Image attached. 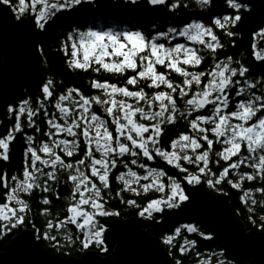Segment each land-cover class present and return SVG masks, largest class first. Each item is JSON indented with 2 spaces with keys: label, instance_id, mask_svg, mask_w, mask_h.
<instances>
[{
  "label": "snow or ice",
  "instance_id": "6c2138e0",
  "mask_svg": "<svg viewBox=\"0 0 264 264\" xmlns=\"http://www.w3.org/2000/svg\"><path fill=\"white\" fill-rule=\"evenodd\" d=\"M82 2L17 0L12 4L11 0H0L3 5H10L18 17L30 13V19L40 29L63 10L75 12ZM147 2L166 4L170 11L182 4V0ZM222 2L226 8L211 15L210 23L192 18L177 26L169 25L166 30L152 25L151 32L135 26L113 31L81 24L64 35L60 50L70 70L91 69L94 73H117L126 78L121 83L93 78L90 87L99 92L92 95L74 86L57 93L55 82L49 79L41 85L42 95L36 97L35 108L28 99L6 106L12 122L0 133V160L10 159L11 145L20 134L24 149L20 170L11 174L6 168L0 171V235L26 222L30 207L26 199L40 193L41 201L49 204L47 193L54 186L57 198L59 186H70L67 214L55 225L50 221L46 227L59 231L71 225L82 236L84 248L100 244L104 228L98 217L116 214L105 207L113 175L122 182L124 190L132 193L140 189L144 192L168 189L166 197L147 201L140 209L141 215L151 216L164 205L172 207L187 199L174 176L168 177L166 185L161 179L166 175L163 169L146 163L157 157L187 173L183 179L189 184L201 182L202 175L209 174L211 178L205 182L213 187L222 180L239 188V182L245 179H264V114L258 115L264 113V74L249 78L250 69L242 59L215 58L224 45L214 28L232 37L235 34L229 25L235 26L241 18L240 10L248 9L249 5L242 0ZM194 3L199 10L210 11L214 0H194ZM258 36L264 39V27L252 33L251 44L253 59L264 62V55L258 54ZM206 58L210 59V70H195ZM173 74L179 79H173ZM96 106L100 111L95 110ZM37 117L42 118L43 128L38 127ZM181 121L185 127L177 128ZM174 128L176 134L164 142V135ZM216 144L221 147L214 152L215 163L226 162L218 168V174L210 169ZM81 151L79 159H73ZM181 161L196 165L195 171L189 173ZM242 166L251 171H241ZM118 168L122 170L117 172ZM230 170H235L237 180L229 178ZM141 180L145 182L140 183ZM254 191L264 197V187ZM116 194L120 195V191ZM240 199L256 203L253 189H245ZM135 203L133 199L127 200L129 205ZM186 229L189 233L197 231L192 224L186 225ZM180 231L177 228L174 234L163 236L162 242L172 244L174 235ZM43 235L45 239H55L47 231ZM65 236L71 239L66 231ZM184 243L190 250L196 245L195 240ZM179 251H185L183 244ZM196 264L208 262L198 260ZM216 264L221 262L217 260Z\"/></svg>",
  "mask_w": 264,
  "mask_h": 264
},
{
  "label": "trees",
  "instance_id": "16d2710c",
  "mask_svg": "<svg viewBox=\"0 0 264 264\" xmlns=\"http://www.w3.org/2000/svg\"><path fill=\"white\" fill-rule=\"evenodd\" d=\"M12 4H16L17 0H11ZM172 2V0H168ZM243 3L249 5L247 11L240 10V19L235 24V26L229 25V30L235 35L228 37L220 29H215L216 33L220 37L223 47L219 48L215 54V58H221L226 56H232L234 60L242 59V62L250 69L248 76L249 78L257 77L264 74V62H257L252 57V33L260 27H264V0H242ZM118 2L104 1V4L100 7H92L90 4L83 2L77 7V10L73 12L72 10H63L54 19L46 24L43 29L36 26L34 21L30 19V13L26 12L21 16H17L13 12L14 24L19 27L21 22L29 20L30 26L36 37L35 50L37 53V62L39 66L40 83L37 87L38 97L42 95L41 85L47 80L51 79L55 82L54 88L57 93L64 91L69 86H74L75 88L81 89L84 94L92 95L94 93L98 94L99 90H93L90 87V80L93 78L104 80L107 79L110 82L121 83L126 77H121L117 73H105L103 71L99 73H94L89 70H76L69 69L65 60L66 57L63 51L60 50V44L64 39V35L71 31L73 27H79L83 24L84 27H89L91 24V19H88V15H94L101 18L102 20L96 26L99 29H107L108 27H123L124 26H135L145 30L146 32L152 31V25H156L158 29L166 30L169 25L177 26L180 22L186 21L192 18H202L205 23H210V17L213 14H220L226 8V5L222 0H214L213 7L210 11H201L198 6L195 5L194 0H182L181 7L177 10L170 11L166 4L162 6L150 7L144 0L139 2V7L135 8V11L117 12L113 11L115 7L119 6ZM187 4V7L184 5ZM138 5V4H137ZM112 8H111V7ZM133 14L132 16H127ZM109 17L106 19V17ZM114 21V23H113ZM131 22V24H129ZM104 26V27H102ZM179 38H177V41ZM235 41L233 45L232 41ZM263 46L261 40L257 39V48ZM264 48V47H263ZM70 50L68 55L70 56ZM211 57V53L208 54ZM210 59H204L203 63L198 66L197 70H210ZM129 72L128 74H130ZM8 76L0 72V80H5ZM173 79H179L175 74L172 75ZM203 79H207L204 77ZM195 87V86H194ZM259 91V88L257 89ZM24 98L30 100V104L33 108L36 106V98L33 99V94H31L30 89L27 85L23 89ZM19 101L14 100L9 104H17ZM96 106L95 110L99 111ZM51 106L49 105V111L51 112ZM2 110H0V113ZM264 114V113H258ZM37 122L41 123V128L44 127L43 120L41 117H37ZM7 122L10 124L12 118L9 117ZM185 124L183 121L177 125V128H184ZM176 134V129H172L168 134L164 135L163 140L167 142L172 135ZM162 146H164L162 144ZM203 147H207L206 144ZM221 147L220 144L214 146L212 160L210 165L212 172L218 174V168L223 167L224 163L221 161L220 165L215 163V150ZM22 148H24V143L20 137H17L15 142L11 145L10 159L7 162L0 161V170L7 169L8 173L11 174L13 171L20 170L22 166ZM82 151L79 155H75L73 159H79L82 155ZM130 159V158H129ZM152 166L157 165L163 169L165 176H174L178 182L181 183V187L185 191L187 196V202H196L195 198L190 194L191 191L195 190L199 186L213 192L223 195L229 203L232 212L244 223L247 231L254 230L256 232H261L264 230V203L261 202L264 197L260 193L254 190L257 187H264V179L260 177L254 178L252 181L245 179L240 183V187L236 188L229 185L226 180H222L220 184L215 187L208 185L203 180L196 184H189L183 179L185 172L175 169L174 167L166 164L162 158H155V161L151 162ZM184 167L189 170H194L195 165L184 163L181 161ZM188 163V164H187ZM131 166V165H130ZM193 166V167H192ZM122 169L118 168L117 172ZM139 170V169H138ZM141 171V170H139ZM241 171H251V169L243 167ZM189 172V171H188ZM232 173L229 178L237 180L235 170H230ZM167 176V177H168ZM165 183H169L168 179L165 177ZM136 186V185H133ZM195 186V187H194ZM50 193H47L50 199L48 205H42V208H47L49 211L41 212V199L40 195H33L30 199L29 213L26 214V222L17 225L14 228H10L9 234L0 235V249L3 250L4 247L10 242V236L12 233L20 231V226H30L35 229V234L37 237V246L42 250H47L50 253H57L61 257L72 255L75 257L80 256L81 250H83L81 243L82 236L74 229V226L69 225L66 229H61L57 231L55 227L49 229L46 225L51 221L53 225L55 222L63 217L66 213L65 209L68 203H70L69 192L70 186H59V198H55V193L57 188L54 186ZM245 189H253V195L256 203L253 204L250 199L241 200V195L244 194ZM120 191V195H117V191ZM167 192L168 189H165ZM165 195V194H164ZM159 193L155 189H149V191L144 192L139 190L138 193H132L130 191L124 190L122 182L115 179V175L112 176L110 182V189L106 193L105 206L109 210L114 211L116 217H129L137 216V211L144 207L150 199L156 198ZM128 199H133L136 201L135 204H127ZM2 202V201H0ZM65 208L63 209V206ZM182 206L168 207L164 205L158 213H154L148 217L146 225L144 226L145 231L150 234L157 242H160L163 236L162 225L163 223L172 215L180 214L183 212ZM55 215V216H54ZM32 218V219H29ZM189 223H177L175 227L186 228L185 225ZM194 225L197 229L194 233L185 232L182 237H174L172 244H166L164 247L166 255L170 259L171 264H177V261H181L182 264H196L198 260H206L208 264H216L219 260L221 264H249L248 257L243 251L235 249L232 245L227 244L222 237L213 232L209 225H206L202 220L197 219L190 223ZM49 232L50 237H55V239L49 238L45 239L43 233ZM65 231L71 236V239L66 238ZM172 232V231H171ZM171 232L169 235H171ZM210 234V235H201ZM102 243L100 246H94L90 244L87 248H95L97 252L101 253L103 258H111L113 256V240L110 236V231L105 227L104 231L101 233ZM186 240H195L196 245L194 249H188L187 245L184 243ZM184 245L185 251L180 252L179 246ZM86 248V249H87ZM103 249V250H101ZM199 254V255H197Z\"/></svg>",
  "mask_w": 264,
  "mask_h": 264
},
{
  "label": "water",
  "instance_id": "95a60500",
  "mask_svg": "<svg viewBox=\"0 0 264 264\" xmlns=\"http://www.w3.org/2000/svg\"><path fill=\"white\" fill-rule=\"evenodd\" d=\"M22 31L26 34L22 35ZM35 45L36 37L29 21L16 27L9 7L0 3V72L8 76L0 80V110L11 101L22 98L23 85L35 94L40 83ZM3 128L4 124H1L0 133ZM191 192L197 201L182 203L183 212L169 217L163 223L162 231H169L175 223L197 218L221 235L227 244L243 251L249 264H264V231H247L223 195L207 191L203 186ZM105 222L116 242L111 258H103L92 249H86L79 258L60 257L40 249L33 232L22 228L0 251V264H171L163 247L142 228L146 225L145 220L129 216L108 218Z\"/></svg>",
  "mask_w": 264,
  "mask_h": 264
},
{
  "label": "bare ground",
  "instance_id": "6f19581e",
  "mask_svg": "<svg viewBox=\"0 0 264 264\" xmlns=\"http://www.w3.org/2000/svg\"><path fill=\"white\" fill-rule=\"evenodd\" d=\"M104 1H107V0H93V1H89V0H87L86 1V3L87 4H90L92 7H94V6H96V7H101L102 6V4H104ZM114 1H117V0H114ZM139 1H141V0H139ZM145 1H147V0H144V2ZM135 4H136V1H135ZM247 4V3H246ZM148 6H150V7H155V6H157V5H154V6H151V5H149V3L147 4ZM8 7H9V9H10V12H11V14H12V18H13V11L11 10V6L10 5H7ZM159 6V5H158ZM250 8V7H249ZM248 8V9H249ZM248 9H241V10H243V11H247ZM129 11V10H128ZM241 12V11H240ZM89 16V18L88 19H91V21H95V22H91V24H89L88 26H97L99 23H100V21L102 20L101 18H99V17H96V16H94V15H88ZM109 17L107 16L106 17V19H108ZM13 21H14V19H13ZM24 22V21H23ZM22 23V22H21ZM30 24V23H29ZM102 27H104V26H102ZM257 39L258 40H261L262 41V43H263V46H259L258 47V49H260V52L258 53V54H261V55H264V39H262V38H260L259 36L257 37ZM24 98V96H22V98L21 99H23ZM21 99H15L16 101L18 100H21ZM14 101V100H13ZM12 102V101H11ZM9 104V103H8ZM9 115L6 113V105L3 107V109H2V112L0 113V125L1 124H4V128H3V131L1 132V133H4L6 130H7V128H8V125H9V123L7 122V119H9ZM41 126V123H38V127H40ZM22 135L23 134H20V135H18L17 137H20L21 139H22ZM22 141H23V139H22ZM207 146V145H206ZM22 149H24V148H22ZM22 153H23V150H22ZM21 159L23 160V157H21ZM153 161H155V159H153V160H151V161H146V163H148L151 167H153V168H158V169H162L161 167H159V166H157V165H155L154 164V166H152L151 164V162H153ZM22 163V162H21ZM22 167V166H21ZM133 167H135V166H133ZM21 169V168H20ZM188 170V169H187ZM117 171V170H116ZM13 172H15V171H13ZM13 172H11V173H13ZM190 173V172H189ZM187 173H185V175H186ZM168 176V175H167ZM167 176H163V177H161V179L164 181V183L166 182L165 180H164V178L165 177H167ZM121 182V181H120ZM140 183H144V181L143 180H141V182ZM9 184H11V182H9ZM142 190V189H141ZM53 191H55L54 189H53ZM57 197V196H56ZM55 197V198H56ZM157 198V197H156ZM26 202L29 204V206H30V202H29V199H26ZM42 202V201H41ZM42 205H45L43 202L41 203V206H40V209H42ZM46 205H48V204H46ZM15 206V205H14ZM178 206H182L181 204H179ZM106 207V206H105ZM30 208V207H29ZM65 208V205L63 206V209ZM106 209H108L107 207H106ZM29 213V209L27 210V212H26V214H28ZM66 215V214H65ZM55 216V215H54ZM108 218H120V217H116V216H114V215H107V216H101V217H98V221H99V224L100 225H102L103 226V228L105 229V227L107 228V229H109V224H107L106 222H105V219H108ZM29 219H32V218H29ZM192 222H194V221H184V222H182V223H192ZM178 223H181V222H178ZM188 225V224H187ZM19 226V225H18ZM176 226V223L171 227V229L169 230V231H162L163 232V234H165V235H169V233L171 232V235L172 234H174L175 233V230L177 229V228H180L181 229V231L179 232V233H176L175 235H174V237H182V235H183V233H185L186 231H187V229L186 228H183V227H175ZM22 228H27V229H30V231H32L33 232V238L36 240V243H37V237H38V235H36L35 234V229L34 228H32V227H30V226H20V231H21V229ZM20 231L19 232H16V233H20ZM183 232V233H182ZM10 233V231H8V232H6V233H4V234H9ZM13 234H15V233H12V235ZM11 235V236H12ZM10 236V237H11ZM156 241V240H155ZM157 242V241H156ZM157 243H159V242H157ZM160 244V243H159ZM161 245V244H160ZM5 248V247H4ZM4 250V249H3ZM3 250H1L0 249V251H3ZM100 256H101V253H99V252H97ZM166 254V253H165ZM167 256V255H166ZM61 257V256H60ZM63 257H72V255H68V256H63ZM73 257H75V256H73ZM102 257V256H101ZM168 257V256H167Z\"/></svg>",
  "mask_w": 264,
  "mask_h": 264
},
{
  "label": "rangeland",
  "instance_id": "374dc122",
  "mask_svg": "<svg viewBox=\"0 0 264 264\" xmlns=\"http://www.w3.org/2000/svg\"><path fill=\"white\" fill-rule=\"evenodd\" d=\"M87 0H83V2H86ZM107 1H110V2H120L119 3V6L118 7H115L116 9H113L111 6V8H112V10L113 11H117V12H126V11H135V8L137 7H139V0H135L136 1V4L134 3H131V0H117V1H114V0H107ZM82 2V3H83ZM147 4H148V2L147 1H145ZM138 4V5H137ZM163 4H160L159 6H162ZM133 14H129V15H127V16H132ZM27 21H29V20H27ZM27 21H24V23H26ZM113 23H114V21H113ZM129 24H131V22L129 23ZM123 27L125 28V27H127V26H124L123 25ZM123 29V28H122ZM113 30V29H112ZM113 31H115V29L113 30ZM22 35H25L26 33L24 32V31H22V32H20ZM1 62H4V59L3 60H1ZM38 63V62H37ZM195 70H197V69H195ZM199 71V70H198ZM131 74V73H130ZM40 76V75H39ZM24 86L25 85H23L22 86V92H23V89H24ZM129 87H132V86H129ZM193 88H194V86H193ZM31 92V91H30ZM38 95H39V93H37V90H36V92H35V94L33 95V99H35L36 97H38ZM23 96H24V93H23ZM8 104H6V106H7ZM97 109H99V111H100V107L98 106V108ZM1 161V160H0ZM182 162H184V161H182ZM184 163H186V162H184ZM188 164V163H187ZM225 164V163H224ZM193 167V166H192ZM195 168H196V165H195V167H193V169L194 170H189L188 169V171L189 172H194L195 171ZM138 170V169H137ZM0 171H2V170H0ZM139 171V170H138ZM142 171V170H141ZM114 176V175H113ZM169 177V176H168ZM168 177H166L167 179H168ZM208 178H211V176H210V174L209 175H202V179L203 180H207ZM168 181V180H167ZM9 182H11V181H9ZM141 182V181H140ZM145 182V181H144ZM166 185H167V183H165ZM10 186H11V184H10ZM195 187V186H194ZM165 189H167V188H165ZM207 190V189H206ZM208 191V190H207ZM185 192V191H184ZM157 193H159V196L157 197V198H159V197H166V195H167V192L166 191H164V192H159V191H157ZM213 193V192H212ZM165 194V195H164ZM190 194L195 198V200L197 201V197L192 193V192H190ZM214 194H218V193H214ZM38 195H40V193H38ZM42 195V194H41ZM186 195V194H185ZM218 195H221V194H218ZM54 197H56V194H55V196ZM182 203H188L187 202V199L185 200V201H182V202H180L179 204H181L182 205ZM191 203H193V202H191ZM179 204H175V205H173L172 207H174V206H177V205H179ZM163 207V206H162ZM161 207V208H162ZM108 210H109V208H108ZM154 213H158V212H154ZM134 217H136L137 219H143V220H145V221H147V219H148V217H149V215H141L140 214V209L137 211V216H135L134 215ZM123 218H127V217H123ZM240 220V219H239ZM241 221V220H240ZM242 222V221H241ZM177 224V223H176ZM19 225H21V224H19ZM145 226V225H144ZM144 226H142V228L145 230V228H144ZM185 227H186V225H185ZM75 229V228H74ZM109 230V229H108ZM247 230V229H246ZM264 231V230H263ZM36 235H38V234H36ZM110 236H111V238H112V235H111V233H110ZM221 236V235H220ZM83 239V238H82ZM112 240H113V245L116 243L115 242V240H114V238H112ZM160 244H161V246L163 247V249H164V247H167L166 246V244L165 243H163L162 242V239L160 240V242H159ZM81 245H82V240H81V243H80ZM94 246H100V244H97V243H92ZM83 247V246H82ZM87 249H92V250H94V251H97V249H95V248H87ZM86 250V248H84L83 247V250H81L82 252H80V256L83 254V252ZM165 250V249H164ZM166 252V251H165ZM55 254H57V253H55ZM59 255V254H58ZM60 256V255H59ZM79 256V257H80ZM79 257H76V258H79ZM170 260V259H169Z\"/></svg>",
  "mask_w": 264,
  "mask_h": 264
}]
</instances>
